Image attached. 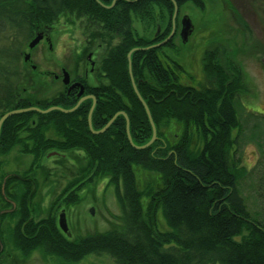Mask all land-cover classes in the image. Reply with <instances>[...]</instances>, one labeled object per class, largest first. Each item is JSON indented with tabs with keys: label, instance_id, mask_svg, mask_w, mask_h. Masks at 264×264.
Listing matches in <instances>:
<instances>
[{
	"label": "trees",
	"instance_id": "16d2710c",
	"mask_svg": "<svg viewBox=\"0 0 264 264\" xmlns=\"http://www.w3.org/2000/svg\"><path fill=\"white\" fill-rule=\"evenodd\" d=\"M112 1L0 0V118L29 106L43 110L76 106L79 98L71 95L41 101L25 93L27 86L18 91L21 53L36 32L53 26L61 14L86 18L87 22L95 17L103 25L104 34H117L120 40L106 50L102 60L107 85L100 88L92 114L93 130L100 131L123 112L129 119L133 141L131 144L128 139L127 122L121 115L103 133L94 134L88 124L91 101L71 113L31 111L9 117L1 127L0 157L20 147L23 154L32 157L31 169L35 170L50 151H82L89 167L68 183L50 212L39 220L32 217L30 204L23 199V187L15 213L0 215L1 224L7 218L17 219L8 230L1 231L2 241L7 233L23 257L41 250L63 263L106 255L116 264H264V219L250 212L241 195L240 183L247 172L239 167L236 157L243 129L244 107L239 96L247 91L239 68L232 69L228 62L224 68L217 62L219 50L214 48L203 56V74L209 86L185 85L182 76L186 71L173 55L164 52L175 50L174 42L146 50L160 40L138 38L132 27V15L146 28L167 20V35L172 28L174 2L180 7L189 3L204 10L203 0H138L132 4L118 0L113 9L101 5ZM154 5L158 8L155 11ZM120 9L124 18L120 17ZM136 48L142 50L131 55L132 77L157 132V139L145 149L136 146L147 144L153 130L129 72L128 54ZM169 127L180 129L171 142ZM236 130L238 137H233ZM48 131L56 137L47 136ZM252 137L256 133L252 132ZM136 165L160 174L162 186L157 190L140 189ZM261 174L264 177L262 169ZM102 178L115 187L122 226L68 238L59 228L56 210L80 202L81 187ZM12 180L6 183L7 197ZM1 187L0 207H6ZM158 211L169 226L168 232L157 227Z\"/></svg>",
	"mask_w": 264,
	"mask_h": 264
},
{
	"label": "rangeland",
	"instance_id": "374dc122",
	"mask_svg": "<svg viewBox=\"0 0 264 264\" xmlns=\"http://www.w3.org/2000/svg\"><path fill=\"white\" fill-rule=\"evenodd\" d=\"M203 2L204 10L189 3L183 7L185 14L192 20L194 30L186 43L177 37L174 40L175 50L164 52L173 55L186 71L182 76V83L195 88L209 86L203 74V56L206 51L216 48L219 50L217 62H221L224 68H227V62L232 69L239 68L247 88V91L239 96V103L244 107L241 114L243 129L236 146L239 167L247 172L246 179L240 183L241 195L250 212L264 219V180L262 181L264 177L261 174V169L264 171V0H203ZM133 28L140 32V24L137 21ZM62 34L64 37L61 42H66L68 54L73 45L79 46V41H83L78 26L68 14H64L56 21L52 32L54 42ZM53 49L54 56L58 58L57 56L62 53L61 49L56 46H53ZM42 52L47 54L46 46L32 52L35 65L40 66ZM20 68L22 80L17 85L18 91L27 86L26 94L34 96L37 100L49 101L62 89L59 84L55 86V91L52 81H42L38 73L34 74L31 71L29 64L23 63V55L20 58ZM54 91L55 93L51 95ZM254 124H259V127L256 129ZM176 128L171 127L168 131L171 135L167 136L170 142L178 136L176 134L180 129ZM252 132L256 133L255 138L252 137ZM237 134L236 130L232 136L236 137ZM47 136L56 137L52 131H48ZM49 154L39 164V167L42 166L46 170L39 174L36 169L29 174V177H36L39 184L32 202V213L36 220L45 217L68 183L80 177L82 171L85 173L89 167L88 158L80 151L66 153L64 162L65 157ZM31 160L32 157L23 154L20 147L13 148L6 156H1L0 185L9 173L27 172ZM134 172L140 189L152 187L157 190L162 186L161 175L157 172L137 165L134 166ZM93 182L87 183L78 191L80 202L63 206L58 212L56 210L58 223L60 212H66L72 240L80 236L118 229L123 224L115 187L104 178ZM78 187L80 188V184ZM146 200L143 199L145 204ZM3 208H6L5 204L0 207ZM15 221L7 218L3 229L8 230ZM157 227L161 232L169 231L161 211L157 214ZM5 236L7 239L4 242V252L0 254V264H116L106 255H90L77 263H63L46 256L41 250H35L29 256L23 257L9 241L7 233Z\"/></svg>",
	"mask_w": 264,
	"mask_h": 264
},
{
	"label": "flooded vegetation",
	"instance_id": "af4514ba",
	"mask_svg": "<svg viewBox=\"0 0 264 264\" xmlns=\"http://www.w3.org/2000/svg\"><path fill=\"white\" fill-rule=\"evenodd\" d=\"M117 1L118 0H113L110 5H103V4L101 5L105 9H113L115 8V3ZM120 1L128 2L132 4L137 2L138 0H120ZM175 4L176 3L174 2V11H175ZM185 5L181 7L177 5L178 13L175 18L174 35L170 40H168V42L169 41L174 42L175 38L177 37L181 38L182 19L184 16L187 15L184 12L185 8H183ZM156 8L157 6L154 5L153 6L154 11L156 10ZM119 13L121 14V16L119 15L121 18L125 17L124 11H122V9L119 10ZM64 14H68V13H64ZM64 14H61L58 19H60V17L63 16ZM173 15H172V28L170 33H168L167 35L166 33L169 28V24L167 20L163 22V24L158 25V23H156L155 25L146 28L141 22V20L136 19V17L132 15L133 18L132 27L134 26V23H136V21L140 24V32L139 30L135 31V28H133L134 35L138 38H144L149 42H153L157 40H160L159 42H163L170 36V34L173 31V26H174ZM71 18L73 23H75L78 26V30L81 32L83 37V41L82 40L79 41V46L73 45L70 54H68L66 52V48H67L66 42L64 41L61 42L62 38L64 37V34L56 38L54 42V40L52 39L53 36L52 32L55 25L54 24L51 27H46L45 29L39 30L38 32L35 33L34 38L37 37L38 35H42V39L39 41V43L36 46L32 48L29 47L30 44L29 42V44L26 47V50L23 53H21V55H23V63L29 64L31 71L34 72V74L38 73V76H40V79H42V81L44 82L52 81L51 84L52 87H54V89L56 85L60 84L62 86V89L56 94L59 95L65 94L68 96L71 95L74 98L75 97L79 98L78 102L82 98L88 96V98H86L82 103L91 101V108L94 104L92 97H94L95 98L94 110H95L97 104V98L100 97V88L105 87L107 85V81L104 78V74L102 73V69H101L102 60L104 59L106 50L110 48L111 45H114L117 42H119L120 38L117 34H108V33L104 34L103 25L99 23L97 18L95 17H91L90 21L88 22L86 18L78 19L75 16ZM85 21L86 24L83 25L82 23H84ZM114 25L115 23L112 24V26ZM86 26L88 31L86 30ZM65 35L68 36L66 33ZM60 42L61 45H59ZM41 46H46L47 51L49 53L47 52L48 55L44 52L41 53V57H40L41 64L40 66H38L33 63L35 59L33 57L32 52ZM53 46H56V48L61 49L62 53H60V55L57 56L58 58H56V55L54 56L55 49H53ZM65 73H67L69 76L68 84L64 83ZM72 85H76V87L72 88L71 87ZM81 87L83 88V94L79 96ZM55 91L52 93L54 94ZM49 153L52 154L55 153L56 155V153L59 152L50 151ZM60 154L64 155V153H60ZM37 169L39 171V174L42 170H46L42 166H40ZM32 172L35 171L32 170L30 167L29 170L27 172H24L23 174L10 173L9 177L12 178L13 180L9 184V192H10L9 197L5 199V202L7 204L6 209H11V208H14V210L17 209L18 206L17 200L22 201L21 197L24 194L22 190L23 187L26 195V197H24L23 199H26L25 201L28 204L32 205L33 199L37 191V187L39 185L36 177H29V174ZM29 211H32V207L29 209Z\"/></svg>",
	"mask_w": 264,
	"mask_h": 264
},
{
	"label": "water",
	"instance_id": "95a60500",
	"mask_svg": "<svg viewBox=\"0 0 264 264\" xmlns=\"http://www.w3.org/2000/svg\"><path fill=\"white\" fill-rule=\"evenodd\" d=\"M177 13H178V9H177V5L175 4V11H174V15H173V31L172 33L170 34V36L164 40L163 42L161 43H158L156 45H152L151 47H148L146 48V50L150 49V48H156V47H161V46H164L168 40H170L172 38V36L174 35V30H175V18L177 16ZM194 30V26H193V23H192V20L190 19V17L188 16H184L183 19H182V30H181V38H182V41L183 43H186L188 41V38L189 36L192 34ZM42 39V35H38L30 44H29V47L32 48L34 46H36L39 41ZM136 50H142L140 48H136V49H133L131 52H129L128 54V60H129V72H130V75H131V80H132V84H133V88L139 98V100L141 101V103L143 104V106L145 107V110H146V113L149 117V120H150V123H151V126H152V130H153V136H152V139L147 143L145 144L144 146H141V147H137L138 149H145L147 147H149L151 144L154 143V141L157 139V133H156V127H155V124L152 120V117H151V114L149 112V109L147 107V104L145 103V101L143 100V98L140 96L138 90H137V87L135 85V82H134V79L132 77V72H131V55L134 51ZM28 58V57H27ZM64 83L65 84H68L69 83V76L67 73H65V78H64ZM72 88L73 87H76V85H72L71 86ZM83 94V88L81 87V91L79 93V96H81ZM92 97V96H90ZM88 98L87 97H84L82 98L77 104L76 106H74L72 109H63L61 107H57V106H53V107H50L49 109H46V110H42L38 107H29V108H24V109H17V110H12V111H9L7 112L6 114H4L1 119H0V128L2 126V124L11 116L13 115H17V114H21V113H25V112H29V111H36V112H39V113H42V114H46V113H49L51 111H54V110H57V111H62L64 113H71L73 111H75L76 109H78L79 105L86 99ZM93 98V101H94V104L89 112V116H88V124H89V128L90 130L94 133V134H100V133H103L106 129H108L109 126L112 125V123L115 121L116 117L118 115H122L125 117L126 119V122H127V126H126V130H127V135H128V139L130 141L131 144H133V141H132V138H131V134H130V129H129V119L127 117V115L123 112L119 113V114H116L112 119H110V121L107 123V125L100 131H94L93 130V127H92V113H93V110H94V106H95V98ZM4 189H5V186L3 185L2 187V192L4 194ZM11 210H7L5 212H9ZM59 226L60 228L63 230V232L65 234H67L68 236H70V232H69V229H68V225H67V220H66V214L65 212L63 211L61 214H60V217H59ZM2 249V245H0V251Z\"/></svg>",
	"mask_w": 264,
	"mask_h": 264
},
{
	"label": "bare ground",
	"instance_id": "6f19581e",
	"mask_svg": "<svg viewBox=\"0 0 264 264\" xmlns=\"http://www.w3.org/2000/svg\"><path fill=\"white\" fill-rule=\"evenodd\" d=\"M2 127V126H1ZM0 132H1V128H0Z\"/></svg>",
	"mask_w": 264,
	"mask_h": 264
}]
</instances>
